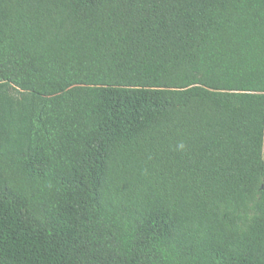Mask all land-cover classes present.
I'll return each mask as SVG.
<instances>
[{
	"label": "trees",
	"instance_id": "16d2710c",
	"mask_svg": "<svg viewBox=\"0 0 264 264\" xmlns=\"http://www.w3.org/2000/svg\"><path fill=\"white\" fill-rule=\"evenodd\" d=\"M264 0H0V264H264Z\"/></svg>",
	"mask_w": 264,
	"mask_h": 264
},
{
	"label": "crops",
	"instance_id": "0c3cea01",
	"mask_svg": "<svg viewBox=\"0 0 264 264\" xmlns=\"http://www.w3.org/2000/svg\"><path fill=\"white\" fill-rule=\"evenodd\" d=\"M263 156H264V145H263Z\"/></svg>",
	"mask_w": 264,
	"mask_h": 264
}]
</instances>
